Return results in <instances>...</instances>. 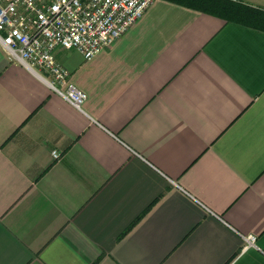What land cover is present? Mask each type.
<instances>
[{
    "label": "crops",
    "instance_id": "1",
    "mask_svg": "<svg viewBox=\"0 0 264 264\" xmlns=\"http://www.w3.org/2000/svg\"><path fill=\"white\" fill-rule=\"evenodd\" d=\"M55 55L82 110L0 43V264H264V30L154 0Z\"/></svg>",
    "mask_w": 264,
    "mask_h": 264
},
{
    "label": "built area",
    "instance_id": "2",
    "mask_svg": "<svg viewBox=\"0 0 264 264\" xmlns=\"http://www.w3.org/2000/svg\"><path fill=\"white\" fill-rule=\"evenodd\" d=\"M240 2V0H229ZM154 0H0V43L9 56L36 73L77 109L87 94L70 84L58 62L59 47L91 60L114 45L144 16ZM64 87H66L64 89ZM55 159L61 154L53 152ZM255 244L256 237H247Z\"/></svg>",
    "mask_w": 264,
    "mask_h": 264
},
{
    "label": "trees",
    "instance_id": "3",
    "mask_svg": "<svg viewBox=\"0 0 264 264\" xmlns=\"http://www.w3.org/2000/svg\"><path fill=\"white\" fill-rule=\"evenodd\" d=\"M234 22L264 30V10L229 0H169Z\"/></svg>",
    "mask_w": 264,
    "mask_h": 264
}]
</instances>
